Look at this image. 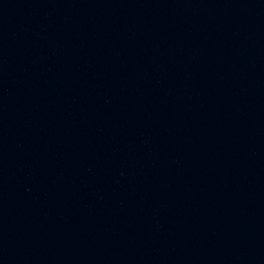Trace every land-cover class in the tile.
Returning <instances> with one entry per match:
<instances>
[{"label":"water","instance_id":"1","mask_svg":"<svg viewBox=\"0 0 264 264\" xmlns=\"http://www.w3.org/2000/svg\"><path fill=\"white\" fill-rule=\"evenodd\" d=\"M86 264H264V98L183 164Z\"/></svg>","mask_w":264,"mask_h":264}]
</instances>
